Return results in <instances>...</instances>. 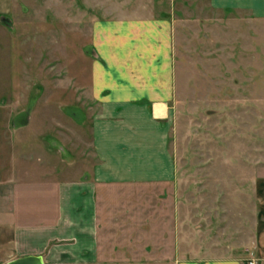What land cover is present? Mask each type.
<instances>
[{
	"label": "rangeland",
	"instance_id": "obj_1",
	"mask_svg": "<svg viewBox=\"0 0 264 264\" xmlns=\"http://www.w3.org/2000/svg\"><path fill=\"white\" fill-rule=\"evenodd\" d=\"M130 19L168 25L176 184L106 186L95 259L45 252V264L249 255L264 185V18L210 0H11L0 16V137L55 139L75 164L91 165V119L101 110L90 86L97 28L105 35L123 29L122 40L136 33ZM177 222L185 223L178 230L183 246L175 240Z\"/></svg>",
	"mask_w": 264,
	"mask_h": 264
},
{
	"label": "crops",
	"instance_id": "obj_2",
	"mask_svg": "<svg viewBox=\"0 0 264 264\" xmlns=\"http://www.w3.org/2000/svg\"><path fill=\"white\" fill-rule=\"evenodd\" d=\"M210 4L264 18V0H210ZM10 8L11 0H0V16ZM130 20L131 33H136L122 40L123 29L105 35L97 28L93 49L97 75L90 86L101 110L91 119V165L82 169L75 164L55 139L25 142L16 136L9 142L0 137V264L28 254H40L45 262V252L93 260L98 202L106 186H175L176 167L169 149L174 79L168 25L163 20ZM23 129L17 127L16 135ZM257 195L259 223L251 250L245 253L249 255L177 257L176 264H246L248 259L264 264L262 182ZM183 226L175 223L177 231ZM198 226H192L193 238L200 232ZM182 237L178 231L175 240L183 246Z\"/></svg>",
	"mask_w": 264,
	"mask_h": 264
},
{
	"label": "water",
	"instance_id": "obj_3",
	"mask_svg": "<svg viewBox=\"0 0 264 264\" xmlns=\"http://www.w3.org/2000/svg\"><path fill=\"white\" fill-rule=\"evenodd\" d=\"M3 264H45V262L42 255L40 254H28L15 257L6 261Z\"/></svg>",
	"mask_w": 264,
	"mask_h": 264
},
{
	"label": "built area",
	"instance_id": "obj_4",
	"mask_svg": "<svg viewBox=\"0 0 264 264\" xmlns=\"http://www.w3.org/2000/svg\"><path fill=\"white\" fill-rule=\"evenodd\" d=\"M246 264H258L257 261L255 259H248L246 261Z\"/></svg>",
	"mask_w": 264,
	"mask_h": 264
}]
</instances>
